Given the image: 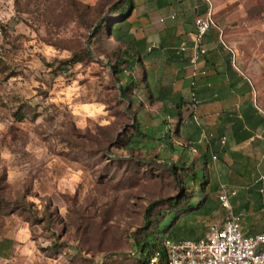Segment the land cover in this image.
<instances>
[{
	"label": "rangeland",
	"instance_id": "rangeland-1",
	"mask_svg": "<svg viewBox=\"0 0 264 264\" xmlns=\"http://www.w3.org/2000/svg\"><path fill=\"white\" fill-rule=\"evenodd\" d=\"M115 1L0 0L1 264H134L146 210L176 188L154 151L132 157L118 143L148 101L123 97L109 61L117 43L96 33L97 23L122 19ZM209 1L264 111V0ZM202 181L192 189L203 197ZM176 219L158 223L162 238Z\"/></svg>",
	"mask_w": 264,
	"mask_h": 264
},
{
	"label": "crops",
	"instance_id": "crops-1",
	"mask_svg": "<svg viewBox=\"0 0 264 264\" xmlns=\"http://www.w3.org/2000/svg\"><path fill=\"white\" fill-rule=\"evenodd\" d=\"M200 16H210L213 26L195 75L190 51L177 49L183 42L192 47L195 19ZM119 27L128 30L126 39L135 42L143 54L140 69L148 105L138 120L146 130L141 143L144 152L154 151L163 165H176L179 173L192 167L203 178L202 188L213 192L209 215H187L181 221L193 228L190 238L205 234L198 224L211 223L220 215L224 218L218 200L222 186L229 193L236 192L230 201L241 215L243 232L264 234V111L249 76L237 66L233 49L216 29L210 1L140 0L132 22ZM149 130L152 135L147 134ZM201 199L199 195L197 200ZM9 262L5 264H17Z\"/></svg>",
	"mask_w": 264,
	"mask_h": 264
},
{
	"label": "trees",
	"instance_id": "trees-1",
	"mask_svg": "<svg viewBox=\"0 0 264 264\" xmlns=\"http://www.w3.org/2000/svg\"><path fill=\"white\" fill-rule=\"evenodd\" d=\"M110 10L112 14H118L121 20L111 19L109 22H99L97 23L95 29L96 33L100 31L107 32L111 37H113L117 42V51L113 57L109 60L112 65V69L116 74L117 80L120 82V91L123 97L130 101L132 104L138 105L141 97L145 96L143 90L145 89V75L138 76V71L142 66L143 54L142 51L136 47L135 42H131L126 39L128 30L124 31L120 25L124 23H131L133 19V14L135 11V5L133 0H122L115 1L110 5ZM207 12V11H206ZM201 15V14H200ZM201 17V16H200ZM3 34V28H2ZM88 52V51H87ZM142 95V96H141ZM144 109L143 105L140 108L142 111ZM141 127L138 118L135 119L133 136L128 140L124 141L122 139L118 140V143L123 145L120 149L129 150V152L134 156L136 153H140L141 156L147 157L149 154L143 153L145 147L141 145L142 141L134 142V139L138 135H142ZM154 158L159 161L158 158ZM172 178L176 182V188L173 190V194L169 195L166 200L160 203H153L149 206L144 214V224L133 237L132 243V260L134 264H150L151 260L158 258L157 264H168L167 253L165 249V241H180L186 240L190 237L189 233H192L193 228L183 225L182 220L189 213L192 215L207 216L212 212L210 200V194L213 192L206 191L202 188L204 195L201 200H197L199 195H196V190L192 189L197 183L198 177L193 172L192 167L186 170H182L179 173V167L174 165L173 167H167L162 164ZM184 176L191 180L192 184L189 185L188 181H185ZM193 202H197L198 207L192 205ZM162 206L159 211L154 214L157 207ZM176 213L177 219L172 222L171 226L166 231V238H162L161 233L157 232L156 227L165 217L168 215ZM195 240L193 238H189ZM46 248L47 247H42ZM148 254L146 255V253Z\"/></svg>",
	"mask_w": 264,
	"mask_h": 264
},
{
	"label": "built area",
	"instance_id": "built-area-1",
	"mask_svg": "<svg viewBox=\"0 0 264 264\" xmlns=\"http://www.w3.org/2000/svg\"><path fill=\"white\" fill-rule=\"evenodd\" d=\"M174 18L175 16H171V19ZM2 24L3 19L0 17V35ZM212 26L210 16L197 17L194 44L189 47L183 42L177 49L179 53L190 51L189 63L194 68L195 75L198 73L200 58L206 54L204 41ZM225 142L224 137L221 143ZM235 195V191L229 193L224 186L221 187L218 200L225 212L224 218L220 223L211 224L200 238L165 241L168 264H264V234L247 235L243 232L241 215L235 212L230 201V197ZM157 263V257L150 262Z\"/></svg>",
	"mask_w": 264,
	"mask_h": 264
}]
</instances>
